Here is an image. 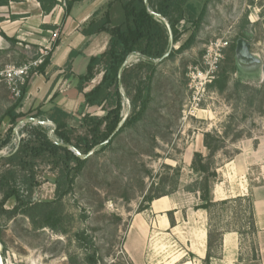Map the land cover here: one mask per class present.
Wrapping results in <instances>:
<instances>
[{
	"label": "rangeland",
	"instance_id": "374dc122",
	"mask_svg": "<svg viewBox=\"0 0 264 264\" xmlns=\"http://www.w3.org/2000/svg\"><path fill=\"white\" fill-rule=\"evenodd\" d=\"M108 1L100 0L99 7ZM194 1L206 6L194 45L172 60L155 64L143 119L118 135L104 151L94 149L76 177L73 191L64 198V213L70 218L66 225L68 235H56L48 229L35 231L20 216L11 221L0 219V264H71L67 255H77L72 262L81 264L83 250L68 241L79 230L93 238L101 259L99 264H132L124 244L149 189L154 196L175 188L182 203L190 208L196 204L188 195L198 179L191 170V162L195 153L207 156L202 144L205 133L217 135L223 146L214 158L218 175L212 189L233 193L241 183L247 187L264 184V0ZM58 3L64 9L65 0ZM189 33H183L180 42ZM238 40L249 45L248 59L236 57ZM31 51L24 43L0 49V71L17 67L21 56L31 57ZM127 60V65L136 62L134 56ZM232 67L235 69L230 72ZM223 69L229 70L225 90L219 93L207 88L214 79L211 77ZM100 78L97 75L91 84L95 85ZM235 82L258 92L239 94ZM16 99L0 81V139L8 128L7 119L1 121L2 116ZM128 104L129 99L124 96L122 118L130 113ZM87 112L92 116L104 115L99 108ZM45 122L51 134L54 127ZM71 124L78 127L74 122ZM24 125L13 132L11 143L0 156L14 151L24 137L20 134ZM230 162H234L232 168L227 167ZM36 174L40 185L34 191V200H52L53 172L42 166ZM13 206L14 201L9 200L5 208ZM238 210V204L213 209L211 226L217 225L219 231H241L239 264H261L254 236L241 229L244 218L236 215ZM143 214L141 217L152 228L154 217L149 212ZM150 242L146 253L156 258L150 264H174V260L183 256L180 248L183 246L172 237L158 238L154 251Z\"/></svg>",
	"mask_w": 264,
	"mask_h": 264
},
{
	"label": "trees",
	"instance_id": "16d2710c",
	"mask_svg": "<svg viewBox=\"0 0 264 264\" xmlns=\"http://www.w3.org/2000/svg\"><path fill=\"white\" fill-rule=\"evenodd\" d=\"M19 1L0 0V7H7L9 3ZM36 1L45 15L59 5L58 0ZM82 1L95 0H65L64 13L68 14L75 3ZM205 15V4L201 5L194 0H147V7L144 6L143 0H109L103 8L92 14L91 20L82 30L85 37L105 34L108 36V43L101 54L89 58L85 73L76 77L75 89L82 95V102L74 114L66 113L57 107H52L48 111L38 110L36 113L18 111L28 92L30 77L35 73L41 75L45 73L50 63L51 53L40 66L32 68L25 84L20 88L19 97L2 116L1 121L7 119L8 128L0 139V152L11 143L14 137L13 129L20 119L47 121L54 126L51 129L54 131L53 134H49L45 126L29 122L21 128L20 134L24 137L19 139L14 151L0 156V219L11 221L20 216L26 218L35 231L48 229L56 235L66 237L69 233L66 225L69 224L70 218L64 213L63 200L73 191L75 179L87 160L81 161L64 146L74 147L83 155L96 148L99 149L98 152L104 151L118 135L141 121L148 109L151 85L157 68L150 59L161 58L169 49V33L166 24L171 30L174 46L179 45L171 50L164 61L174 59L176 55L194 45ZM3 21L4 18L0 16V23ZM187 31H190L188 37L180 42L183 33ZM0 37L9 46H16L18 43L14 38L7 37L1 30ZM58 44L57 40L53 49ZM36 50L32 49L31 57L22 55L17 66L36 59L38 56ZM78 54L77 51L69 53L64 65L67 71L71 68L72 59ZM130 56H134L136 62L126 65L118 78L121 65ZM234 69L232 67L230 72ZM228 73V69L218 70L207 88L215 89L219 93L223 92L227 85ZM97 75H101V78L91 87ZM89 87L91 88L85 91ZM234 88L239 94L248 93V91L258 92L239 82L234 83ZM124 96L129 99L130 113L119 132L107 144H103L122 119ZM91 108L101 109L104 115L92 116L87 112ZM72 122L76 123L77 128L82 129V132H78V129L71 124ZM202 144L207 156L204 157L201 153L193 155L191 170L198 179L194 184L195 189L188 192L199 194L200 204L195 209L204 210L209 215L207 253L202 264H212L213 259L219 258L221 253L224 233L236 232L239 236L242 235L237 229L219 231L217 225L212 227L213 209L238 204L239 210L236 215L241 216V220L244 218L241 221L243 224L241 229L255 236L256 226L250 198L237 197L213 201L211 185L218 175L214 158L223 146L218 136L212 133L203 134ZM42 166L48 167L54 174L52 180L54 197L52 200L36 201L33 198L34 191L40 185L36 171ZM176 191L174 188L170 192L151 196L149 189L142 201L145 206L141 204L137 214L149 210L154 200L169 196ZM9 200L14 201V206L6 209L5 205ZM169 219L170 224L174 225L170 214ZM68 241L69 244L73 243L75 247L83 250L81 264H99L101 259L97 255V248L93 238L86 231L74 232ZM3 255L4 249L1 256ZM67 258L72 264L73 259H77L78 256L67 255Z\"/></svg>",
	"mask_w": 264,
	"mask_h": 264
},
{
	"label": "crops",
	"instance_id": "0c3cea01",
	"mask_svg": "<svg viewBox=\"0 0 264 264\" xmlns=\"http://www.w3.org/2000/svg\"><path fill=\"white\" fill-rule=\"evenodd\" d=\"M99 1L77 2L68 14L64 13L63 7L57 5L45 15L36 0H20L9 3L7 7H0V16L4 18L0 23V30L7 37L17 40V44L24 43L25 47L37 49L38 52L52 42V32L58 34L59 44L51 51L49 65L43 75L35 73L30 77L28 92L19 112L36 113L38 110L48 111L52 107L66 113L76 112L82 102V95L75 89L76 77L85 73L89 58L101 54L108 43V36L105 34L89 37L82 34L92 14L103 7H99ZM52 27L55 29L52 30ZM8 47L9 44L0 37V49ZM71 51H77L79 54L72 59L71 68L67 71L64 65ZM92 86L94 85L91 84ZM231 165H234V162H230L227 167L232 168ZM179 195L177 191L154 200L150 204V209L144 211L154 217L152 228L141 217L144 216V212L136 215L124 244V251L132 264H150L154 261L156 258L153 254L148 256L146 253L147 244L151 241V248L154 251V246L158 244L156 241L161 236L172 237L176 244L183 246L180 247L184 252L183 256L174 260V264H202L207 253L209 215L204 210L195 209L200 202L199 194L188 193L193 202H196L193 208L182 203ZM211 196L214 202L237 197L251 199L256 226L254 239L259 259L261 264H264V184L247 187L241 183L238 190L235 189L233 193L222 188L212 189ZM169 214L174 225L170 224ZM239 247L238 233H224L221 253L219 258L213 259L212 264H239Z\"/></svg>",
	"mask_w": 264,
	"mask_h": 264
},
{
	"label": "water",
	"instance_id": "95a60500",
	"mask_svg": "<svg viewBox=\"0 0 264 264\" xmlns=\"http://www.w3.org/2000/svg\"><path fill=\"white\" fill-rule=\"evenodd\" d=\"M143 4H144V6L147 7V0H143ZM166 27H167V30L169 33V49L161 58H159L157 60L150 59V61L153 62L154 64H159V63L163 62L164 60H166L168 58L171 50L174 48L172 34H171V30H170L168 24H166ZM248 50H249V45L246 42H244L243 40L237 41L235 52H236V57L238 58V60L248 59L250 56ZM127 63H128V60L124 61V63L121 65V67L118 71V78H120L121 72H122L123 68L126 67ZM128 108H130L129 104H128ZM126 118H127V116L123 117L120 120V122L117 124L114 131L111 133V135L108 137V139L106 141H104L103 144H107L119 132V130L124 125ZM29 122H35L41 126H44L46 124L45 121H39L36 119H26L25 118V119H22L21 121H19L17 123L16 127L13 129V132H16V130L19 126L24 125L25 123H29ZM53 131L54 130H52L50 133L53 134ZM58 145H61V144H58ZM64 147L67 148L68 150H70L81 161L87 160L94 153V150H91L87 154L83 155L78 150H76L74 147H71V146H64Z\"/></svg>",
	"mask_w": 264,
	"mask_h": 264
},
{
	"label": "built area",
	"instance_id": "2783aa9c",
	"mask_svg": "<svg viewBox=\"0 0 264 264\" xmlns=\"http://www.w3.org/2000/svg\"><path fill=\"white\" fill-rule=\"evenodd\" d=\"M51 37L52 42L38 51L36 59H33L21 66L8 67L5 70L0 71V81L4 82L14 97H19L20 88L25 84V80L32 68L40 66L49 53H51L53 46L58 39L57 32H52ZM211 78L213 79V76Z\"/></svg>",
	"mask_w": 264,
	"mask_h": 264
},
{
	"label": "bare ground",
	"instance_id": "6f19581e",
	"mask_svg": "<svg viewBox=\"0 0 264 264\" xmlns=\"http://www.w3.org/2000/svg\"><path fill=\"white\" fill-rule=\"evenodd\" d=\"M180 261V260H179ZM182 264V263H181Z\"/></svg>",
	"mask_w": 264,
	"mask_h": 264
}]
</instances>
